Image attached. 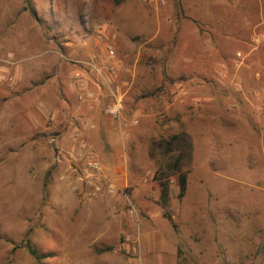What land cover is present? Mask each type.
<instances>
[{
  "label": "rangeland",
  "instance_id": "obj_1",
  "mask_svg": "<svg viewBox=\"0 0 264 264\" xmlns=\"http://www.w3.org/2000/svg\"><path fill=\"white\" fill-rule=\"evenodd\" d=\"M0 264H264V0H0Z\"/></svg>",
  "mask_w": 264,
  "mask_h": 264
},
{
  "label": "trees",
  "instance_id": "obj_2",
  "mask_svg": "<svg viewBox=\"0 0 264 264\" xmlns=\"http://www.w3.org/2000/svg\"><path fill=\"white\" fill-rule=\"evenodd\" d=\"M177 143L179 145V153L176 156L174 162H172L173 164L169 165V170H172L171 173H168V175L166 176V178H162V177H158L157 180L159 181L160 187H161V199L164 203H167L168 199H169V176L171 174H178V184H179V197H183L185 195V192L187 190V181H188V176H187V172L183 171L181 168V164H182V160L183 157L185 156V149H186V153H190L191 154V150H192V142L191 139L189 137V135L187 133H177V134H173L170 136L169 140H167L166 142V152L167 154H169L170 152L173 151V145ZM161 145V144H158ZM170 155V154H169ZM158 171V170H157ZM168 178V179H167ZM29 251L30 253L37 259L40 258V255L38 254L36 248H34L31 244L28 245Z\"/></svg>",
  "mask_w": 264,
  "mask_h": 264
},
{
  "label": "crops",
  "instance_id": "obj_3",
  "mask_svg": "<svg viewBox=\"0 0 264 264\" xmlns=\"http://www.w3.org/2000/svg\"><path fill=\"white\" fill-rule=\"evenodd\" d=\"M100 85H97L98 87L95 89L96 91H98L97 94H96V91H94L93 89H90V90L88 89L85 91H83V90L78 91L79 92L78 98H80L82 100L81 104L84 102H87L88 110L91 109V110H89V112H93L94 114L98 111L100 104H103V102H101L102 100L100 98L101 97V95H100L101 94V90H100L101 86ZM64 101L68 103L67 99H64ZM118 103H120V101H118ZM85 123H87V121H84V124ZM85 126H86V124H85ZM46 133L48 134V133H50V131H47ZM126 137L127 136H125V135L123 136V138H126ZM52 138H54V137L52 136ZM75 139H76V142H78V138H75ZM105 146L107 147L106 151L111 152L112 154H114V149H117V146H115V145H108L107 144ZM113 164H115V163H113ZM114 169L117 172L119 168L115 167ZM115 175H116V173H115ZM111 186L115 187L117 189V188H122L124 186V184L122 182V179L118 178V179H115L112 181ZM107 202H108V205L105 207L106 213L105 212L101 213V215L106 219L107 225L105 224V227L108 226V224H109V221H107V220L114 219V217H116L115 213L120 208V202L114 198L113 199L107 198Z\"/></svg>",
  "mask_w": 264,
  "mask_h": 264
},
{
  "label": "built area",
  "instance_id": "obj_4",
  "mask_svg": "<svg viewBox=\"0 0 264 264\" xmlns=\"http://www.w3.org/2000/svg\"><path fill=\"white\" fill-rule=\"evenodd\" d=\"M120 107H121V104L120 103L119 104H116L110 110V113H112V114H114L115 116L118 117V115L120 114ZM88 167L92 168L94 173L100 172V170H101V164H100V162L96 158H94L93 156H90V159L88 161ZM92 177H94V175ZM96 190L97 191H100V190H102V187L100 185H97L96 186ZM108 191L109 192H114V187H109L108 188Z\"/></svg>",
  "mask_w": 264,
  "mask_h": 264
}]
</instances>
